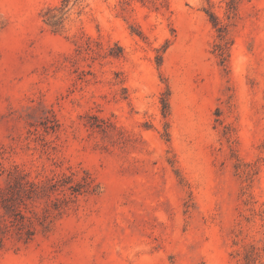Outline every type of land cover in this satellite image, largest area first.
<instances>
[{
	"label": "rangeland",
	"instance_id": "rangeland-1",
	"mask_svg": "<svg viewBox=\"0 0 264 264\" xmlns=\"http://www.w3.org/2000/svg\"><path fill=\"white\" fill-rule=\"evenodd\" d=\"M16 175L0 264H264V0H0Z\"/></svg>",
	"mask_w": 264,
	"mask_h": 264
},
{
	"label": "trees",
	"instance_id": "trees-1",
	"mask_svg": "<svg viewBox=\"0 0 264 264\" xmlns=\"http://www.w3.org/2000/svg\"><path fill=\"white\" fill-rule=\"evenodd\" d=\"M166 108L167 103L164 102V112ZM37 185L36 182L25 179L24 175H16L4 186H0V245L11 231L24 241L32 238L34 222L23 208L28 209L29 201L38 195Z\"/></svg>",
	"mask_w": 264,
	"mask_h": 264
}]
</instances>
